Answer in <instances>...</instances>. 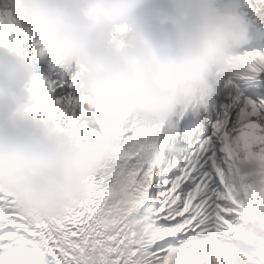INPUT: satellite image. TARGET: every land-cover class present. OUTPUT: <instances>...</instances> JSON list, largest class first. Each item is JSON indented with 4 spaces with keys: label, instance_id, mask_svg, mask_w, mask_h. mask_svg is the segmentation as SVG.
I'll list each match as a JSON object with an SVG mask.
<instances>
[{
    "label": "clouds",
    "instance_id": "1",
    "mask_svg": "<svg viewBox=\"0 0 264 264\" xmlns=\"http://www.w3.org/2000/svg\"><path fill=\"white\" fill-rule=\"evenodd\" d=\"M4 10L46 38L55 66L74 68L96 130L84 137L80 123L33 116L32 64L0 44V192L34 220L62 219L88 199V180L120 147L121 128L171 134L212 108L243 70L238 50L249 41L244 18L215 0H5ZM238 227L226 264H264V206L250 207Z\"/></svg>",
    "mask_w": 264,
    "mask_h": 264
},
{
    "label": "snow or ice",
    "instance_id": "2",
    "mask_svg": "<svg viewBox=\"0 0 264 264\" xmlns=\"http://www.w3.org/2000/svg\"><path fill=\"white\" fill-rule=\"evenodd\" d=\"M0 44L29 60L50 56L46 38L6 10ZM240 59L243 70L194 123L163 135L121 128L120 147L88 180V199L62 219L34 220L0 192V264H201L204 254L226 264L238 221L264 206V51ZM75 83L33 75L31 113L58 127L80 123L82 136H95Z\"/></svg>",
    "mask_w": 264,
    "mask_h": 264
},
{
    "label": "bare ground",
    "instance_id": "3",
    "mask_svg": "<svg viewBox=\"0 0 264 264\" xmlns=\"http://www.w3.org/2000/svg\"><path fill=\"white\" fill-rule=\"evenodd\" d=\"M70 78L72 79V76H70Z\"/></svg>",
    "mask_w": 264,
    "mask_h": 264
}]
</instances>
